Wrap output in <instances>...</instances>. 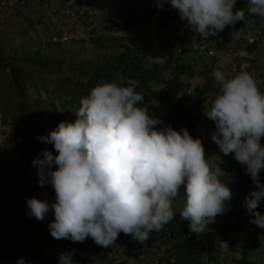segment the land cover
I'll return each instance as SVG.
<instances>
[{
  "label": "clouds",
  "instance_id": "1",
  "mask_svg": "<svg viewBox=\"0 0 264 264\" xmlns=\"http://www.w3.org/2000/svg\"><path fill=\"white\" fill-rule=\"evenodd\" d=\"M237 0H156L178 10L180 19L198 36H217L228 26L244 21L245 10ZM248 15L264 18V0H246ZM219 89L204 111L214 121L212 140L224 155L245 167L257 188L244 204L251 223L264 228L257 211L264 199V92L256 77L245 70L228 76L222 68L212 73ZM144 97L132 86L115 81L97 83L80 100L74 121H62L48 135L38 136L52 144L31 161L38 170V184H50L54 201L46 197L27 200L30 216L49 224L55 239L84 242L91 238L103 248L121 233L145 243L174 218L173 202L183 188L181 211L189 230L202 234L218 215L226 213L232 198L219 165L206 158L200 138L180 131L149 115ZM55 166V170L53 169ZM58 264H74L71 253H61Z\"/></svg>",
  "mask_w": 264,
  "mask_h": 264
},
{
  "label": "rangeland",
  "instance_id": "2",
  "mask_svg": "<svg viewBox=\"0 0 264 264\" xmlns=\"http://www.w3.org/2000/svg\"><path fill=\"white\" fill-rule=\"evenodd\" d=\"M63 2L64 0H21L18 1L14 10L0 9V264H58L59 259H55V251L62 242L71 246L73 251L81 250L82 254L78 255L80 264H117L116 257L111 255L112 250L106 251L107 255L104 256L103 247L98 246L90 237L82 243L53 238L48 229L49 224L54 220L53 212L50 211L43 221L30 216L28 199L32 197L44 199L45 194L49 201L55 199V192L50 184L44 187L39 186L38 170L31 161L45 148L56 154L53 145L42 144L37 139L38 136L48 135L62 121L68 122L75 119L74 114L78 107L73 105L69 113L52 96V92L58 88L59 84L62 85L61 94L73 90L70 84L64 82L66 76L73 77L67 70V66L71 65L74 70L81 68L88 71L106 59V55L111 52L115 37L117 41L118 38L127 40L131 36L150 51L149 63L159 62L164 65L167 54L163 39L173 34L174 25L167 30H160L155 19L148 18L147 7L139 0H124L126 3L124 14L117 17L115 28H112L111 22L99 31L96 36L98 41L96 45L93 43V47L87 48L81 44H54L51 40L53 36L58 35L55 24L63 17ZM236 8H238L237 3ZM126 24H133L134 27L127 31L124 28ZM258 24L260 26L254 27L251 33L258 38L259 42L255 50L248 48L242 51L239 62L245 71L249 72L247 68L251 66V71L256 72L255 77L260 83L264 80V22L261 21ZM257 30H262L263 35L258 36ZM43 32L45 38L41 37ZM204 40L203 37L198 36L200 43ZM102 44L108 45L110 49H103ZM176 48L182 49L184 59L190 55V58H195L198 62L199 59L195 53L184 48ZM230 50L235 51L236 48ZM241 59H244V63H241ZM172 66L175 64L163 73V79L172 75ZM195 70L198 79L200 67L197 65ZM225 72L228 76L234 75L229 70ZM182 75L187 84L189 74ZM15 76H18L27 90L30 86L33 87L25 97L14 85ZM193 77L189 78L190 82L194 79ZM156 89L159 90L160 86L157 85ZM183 97L185 100H191L185 94ZM29 106L32 111H35L34 120H36L39 134L24 136L9 126L8 120H11L13 125L18 118L28 117L26 111ZM210 106L208 102L202 108L196 109L205 121L197 129L196 138L202 140L206 158L210 159L213 165L220 167L223 153L220 149L209 147L216 128L215 122L208 120L204 115V111ZM191 108L194 109L193 106ZM26 164H30L27 169L24 167ZM52 170H55V166ZM232 196L236 198L237 203H234L226 213L218 215L215 222L208 227L220 226L223 228L222 232L227 229L228 232L221 237L223 247L228 250L227 255L231 250V255L237 259L242 255L255 264H264V228L250 222L252 216L245 207V198L237 196V193H233ZM185 199L182 188L173 202L174 218L178 217L180 221H186L181 217ZM12 206L16 207L17 214L21 217L13 227L9 228L1 225V216L5 208L10 211ZM257 211L264 215V209H257ZM238 230H244L247 234L239 233ZM159 238L162 239L160 236ZM200 238L204 243V235ZM125 244L127 243L124 239L119 238L118 245L127 264L132 260H134L133 264H145L141 254L145 253L147 245L143 243L141 249L140 245L131 248V246L126 247ZM162 244V241L159 244L155 243L157 250L161 249L159 246ZM171 253L174 254V252Z\"/></svg>",
  "mask_w": 264,
  "mask_h": 264
},
{
  "label": "trees",
  "instance_id": "3",
  "mask_svg": "<svg viewBox=\"0 0 264 264\" xmlns=\"http://www.w3.org/2000/svg\"><path fill=\"white\" fill-rule=\"evenodd\" d=\"M144 6L147 7L146 15L148 18L153 17L155 19L156 25L160 30H167L170 26L174 25L173 34L163 39L167 54L164 65L159 62L149 63L148 55H150V51L146 49L144 44L141 45L135 37L131 36L127 40L118 38L117 41L115 37L116 42L114 41L111 52L106 55V59L102 63L94 65L88 71L81 68L74 70L71 65L67 66V70L75 78L66 76L64 82L70 84L73 90H68L61 94L60 87L62 85L59 84L58 88H55L52 92V96L62 108L71 113L73 105L79 108L81 98L86 96L97 83L115 81L122 86H132L138 93L143 95L144 104L142 106L147 107L150 116L159 118L163 122L158 127L168 125L177 131L187 128L190 135L196 138L197 129L205 122L196 109L202 108L208 102L211 104L219 92V89L214 85L212 76L213 70L217 69L216 58L197 57L199 59L197 62L195 58H190L189 55L184 59L182 49H177L176 47L192 52L191 39L195 33L187 26L186 21L180 19L178 10L171 8L168 4H165L162 9L155 8L152 10H149L148 5ZM237 6L238 9L243 8L245 10V19L244 21L236 22L234 26L230 25L226 27L223 32L218 34L225 36L227 41L230 40L233 33L252 31L254 27L260 26L259 22H264V18L248 15L246 0H237ZM112 25V28H115V21H112ZM132 27H134L133 24H126L124 26L127 31ZM215 37L205 40L211 42ZM97 41V39L94 40L95 45ZM102 47L103 49H110L105 44H102ZM173 64L175 66H172V75L163 79V73ZM197 65L200 67V73L196 86L193 88L194 97H192L187 94L186 89L190 84L191 79L189 78L195 75ZM184 73L189 74V76L186 75L188 77L187 84L183 80L182 74ZM13 82L16 89L24 97L30 89H33L32 86L28 90L23 87L18 76L14 77ZM157 85L160 86L159 90L156 89ZM260 90L264 92V85L260 87ZM183 94L189 96L191 100H185ZM26 115L28 117L18 118L11 127L15 128L20 135L39 134L36 128V120H34L36 114L35 111L31 110L30 106L26 111ZM262 143H264V140H262ZM209 147L211 149H219V146L213 140L209 144ZM29 165L26 164L24 166L25 169ZM220 168L224 172L221 179L228 184L232 193H237V196L246 198L250 192L256 190V184L246 174L245 167L236 161L234 154H223ZM260 182L264 183V170L260 173ZM231 199L235 200V204L237 203L235 197L232 196ZM258 209H264V199L261 200ZM13 213L17 216L13 215ZM17 213L18 210L15 206H12L10 211H7V208H5L1 216V225L9 228L13 227L21 217ZM188 225V221H180V218L176 217L165 225V230L153 233L152 238L144 243L147 245L146 254H141V257L145 259V264H255V262L242 255L237 259V257L231 255V250H229L228 255L226 254L228 250L223 247L221 237L225 232H228L227 229L222 232V227L210 226L208 227L209 230L197 235L190 232ZM48 229H50L49 226ZM238 231L239 233L247 234L244 230ZM201 235L205 237L204 243L200 238ZM119 238L124 239V242L127 243L125 244L126 247H138L142 244L134 241L130 235L126 236L124 233H121L113 244L103 248L104 256L107 255L106 251L112 250L111 255L116 257L117 264H127V261L123 257L124 254L121 253L118 245ZM160 241L163 244L159 246L161 249L158 248L159 250H157L155 243L159 244ZM169 246H172V248L169 249ZM63 251L71 253L74 264H80L81 260H79L78 255L82 254L81 250L79 252L73 251L70 246V250L66 248ZM170 251L174 252V254ZM226 255L227 259H225ZM55 259L59 258L55 255ZM133 263L134 260L130 261L129 264Z\"/></svg>",
  "mask_w": 264,
  "mask_h": 264
},
{
  "label": "built area",
  "instance_id": "4",
  "mask_svg": "<svg viewBox=\"0 0 264 264\" xmlns=\"http://www.w3.org/2000/svg\"><path fill=\"white\" fill-rule=\"evenodd\" d=\"M18 1L21 0H0V9L14 10ZM142 4L148 5L149 10L157 8L156 0H139ZM63 17L56 21L57 36H53L54 44L62 45H83L85 47H93L97 34L112 21H116L117 17L124 14L126 3L124 0H64L62 3ZM258 36L263 35L262 30H257ZM45 38L44 32L41 35ZM244 40V42H240ZM258 38L251 31H240L232 34L230 40H226L222 34L217 35L211 42L200 43L198 35L193 34L191 39L192 52L198 58H216V67L222 68L224 71H231L236 74L243 70L240 65V56L242 51L247 50L250 46L258 44ZM235 45L236 50L232 51L228 47ZM226 73V72H225ZM196 80L190 82L186 92L189 96L194 97L193 88L196 86ZM264 85V80L258 83L259 88ZM8 125H12V121L8 120ZM230 206L235 203L234 199L229 202ZM142 244V243H141ZM141 249H142V245ZM70 249V246L62 242L55 251V255L60 259L61 253H66L64 249ZM145 250L144 252H146Z\"/></svg>",
  "mask_w": 264,
  "mask_h": 264
},
{
  "label": "crops",
  "instance_id": "5",
  "mask_svg": "<svg viewBox=\"0 0 264 264\" xmlns=\"http://www.w3.org/2000/svg\"><path fill=\"white\" fill-rule=\"evenodd\" d=\"M85 1H88V0H85ZM240 42H244V40H240ZM255 46L256 45H254V46H250L249 48L250 49H254L255 50ZM230 47V48H229ZM228 48L229 49H231V48H236V46L235 45H230ZM242 61H241V63H244V59H241ZM251 61V60H250ZM253 61H254V59H253ZM253 61H251L252 63H253ZM253 64H255V62L253 63ZM259 66V65H258ZM248 70H249V72H251L254 76H256V72H252L251 71V66H249L248 68H247ZM194 79L192 80V82H194L195 80H196V75H194V77H193Z\"/></svg>",
  "mask_w": 264,
  "mask_h": 264
},
{
  "label": "bare ground",
  "instance_id": "6",
  "mask_svg": "<svg viewBox=\"0 0 264 264\" xmlns=\"http://www.w3.org/2000/svg\"><path fill=\"white\" fill-rule=\"evenodd\" d=\"M241 57V56H240ZM70 250V249H69ZM122 253V252H121ZM146 254V253H145ZM147 257V256H146ZM72 258H73V256H72ZM125 258V257H124ZM76 261V260H75Z\"/></svg>",
  "mask_w": 264,
  "mask_h": 264
}]
</instances>
